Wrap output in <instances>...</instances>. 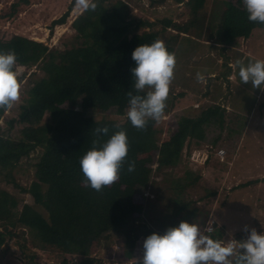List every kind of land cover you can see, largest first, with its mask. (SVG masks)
Returning a JSON list of instances; mask_svg holds the SVG:
<instances>
[{
    "label": "trees",
    "instance_id": "1",
    "mask_svg": "<svg viewBox=\"0 0 264 264\" xmlns=\"http://www.w3.org/2000/svg\"><path fill=\"white\" fill-rule=\"evenodd\" d=\"M28 1H14L8 15L16 13L18 5ZM163 1L151 0L154 3ZM233 1L244 10L242 16L246 22L238 25L234 33L251 34L255 29H264V24L248 20L243 0ZM94 2L97 3L95 11H81L76 15L75 33L63 48L49 47L43 41L17 33L0 38V51L15 52L16 65L36 66L43 71V75H38L36 70L28 73L17 115L8 116L0 109V117L6 121L5 128L0 126V182L12 183L31 197L30 202H24L0 185V247L14 237L23 236L26 230L35 246L19 242L27 264H39L35 248H46L48 244L61 255L56 264H101V259L93 253L95 244L115 237L122 239L127 260L132 258V264H143V260L134 261V248L142 236L163 235L169 227H177L180 222L191 219L206 222L197 217L204 210H199L193 205L194 200L185 197L187 189L200 180V174L191 169L176 174L183 162L184 147L187 145L190 152L193 142L218 144L223 140L222 131L210 137L213 126L223 130L229 121L230 137L238 130L231 122L236 119L239 126L245 124L244 113L233 110L235 116L232 113L229 116L224 106L209 104L195 115H181L176 120L174 132L161 142L155 121L149 120L146 131L133 127L126 115L127 93L145 95L147 89L144 93H136L133 87L131 69L136 64L132 54L141 44L162 41L173 20L166 17L162 26L155 29L158 22L149 18L134 21L132 0ZM74 4L75 0H71L67 10L52 21L51 30L55 24L66 21ZM220 11L221 7H215L214 17H218ZM229 31L222 34L223 40L230 36ZM178 37L172 35L164 41L170 53L176 54L180 46ZM229 66L232 70V65ZM24 75H17L20 86ZM74 100L80 101V109L68 107ZM261 105L264 106V102ZM102 106L113 107L120 119H97L90 113L91 109ZM16 123L21 124V128L13 137L11 128ZM98 127H108V135L98 137L94 133ZM117 131L127 134L128 156L119 180L97 192L84 183L79 162L92 149L94 140L99 139L102 144ZM38 148L41 152L35 162L34 178L29 186H22L16 181L14 170L23 157ZM210 157L211 153L209 162ZM151 158L157 162L156 170L162 172L169 183H165L168 192L163 191L166 212L163 218L155 220L156 227L143 222L147 207L143 192L153 177V167L149 165ZM132 161L135 170L129 172L128 165ZM212 194H216V190H210L209 195ZM207 235L223 241L224 234L219 228L207 231ZM235 246L239 252V243ZM79 256L81 259L76 260Z\"/></svg>",
    "mask_w": 264,
    "mask_h": 264
},
{
    "label": "rangeland",
    "instance_id": "2",
    "mask_svg": "<svg viewBox=\"0 0 264 264\" xmlns=\"http://www.w3.org/2000/svg\"><path fill=\"white\" fill-rule=\"evenodd\" d=\"M14 1L17 0H0V38H9L17 33L43 41L49 47L59 48H63L72 39L75 33L74 20L81 10L73 8L66 21L55 24L51 30L52 21L67 10L71 0H29L28 3H20L18 11L9 16L10 5ZM131 7L134 21L149 18L158 22L155 29L162 26L164 18H172L173 25L164 33L163 42L172 35H179L180 46L175 54L176 67L166 102L167 111L162 122L156 124L160 131V142L174 132L176 120L181 115H195L209 104L224 106L227 115L233 110L244 113L243 127L238 125L236 119L231 122L232 127L238 130L230 137L229 121L223 130L213 126L210 137L222 131L223 140L218 144L209 141L200 144L193 142L190 152L187 145L184 147L183 162L176 169V174L181 175L187 169L200 174V180L187 189L185 197L194 200L193 205L199 207V210H204L197 217L206 221L198 223V219H191L189 223H196L206 235L208 229L219 228L224 234L221 242L223 245L247 239L249 233L244 231L245 225L249 226V231L255 228L258 233L264 234V106L261 105L264 102V91L255 93L257 89L251 83H242L236 64L238 60L245 65L250 61L264 60V29H255L251 34L234 33L245 20L242 16L244 10L233 0H164L156 3L151 0H132ZM215 7L222 8L218 17L213 15ZM224 26L226 29L223 30ZM226 30L230 36L223 40L222 34ZM151 34L155 37L154 30ZM229 65H232V70ZM33 70L43 75V71L36 66L27 68L16 65L17 75H25L20 86V100L6 111L8 116L17 115L21 94L27 86L28 73ZM198 72L204 75L203 82H198ZM68 107L80 109V101H71ZM90 113L97 119H120L113 107L102 106L91 109ZM232 116L235 115L232 113ZM0 126L6 127L4 117H0ZM20 128L21 124H14L11 135L15 137ZM222 148L227 152L223 159L218 154ZM40 152L38 148L18 163L13 175L20 185L29 186L31 183ZM210 153L212 158L209 162L207 159ZM149 165L153 167V177L143 192L144 203H147L143 222L147 221L150 226L156 227L158 222L155 220L163 218L166 212L163 191L168 192L165 183H169L164 180L165 175L156 170L155 159L151 158ZM0 185L24 202L31 201L28 193L12 183L2 180ZM210 190H216V194L209 195ZM205 211L209 214L206 215ZM146 238L142 236L138 240L134 248V261L143 260V243ZM114 239L96 243L94 255L101 259V264H132V258L127 260L125 257L127 250L122 239ZM21 240L35 247L30 234L24 230L23 236L14 237L0 247V264H27L19 245ZM35 249L39 264H56L61 259L51 244L46 248ZM67 257L73 259L71 255ZM80 259V256L76 257V260Z\"/></svg>",
    "mask_w": 264,
    "mask_h": 264
},
{
    "label": "clouds",
    "instance_id": "3",
    "mask_svg": "<svg viewBox=\"0 0 264 264\" xmlns=\"http://www.w3.org/2000/svg\"><path fill=\"white\" fill-rule=\"evenodd\" d=\"M247 18L250 22L264 24V0H243ZM74 8L81 11H95L94 0H75ZM15 52L0 51V109L10 110L20 100V83L15 71L17 64ZM136 66L131 69L132 91L127 93L129 106L127 117L133 127L146 131L149 120L156 124L165 116L166 102L174 80L176 57L170 53L163 41L141 44L133 54ZM242 83H251L254 89L264 91V60L236 61ZM198 82L204 75L197 73ZM118 127V126H117ZM94 133L108 135V127H98ZM99 145V147H97ZM129 142L125 131H117L101 144L93 141V147L80 160L84 183L97 192L117 182L120 171L126 162ZM135 170V162L128 165V171ZM246 240L239 243L237 252L234 243L223 245L204 234L196 223L181 222L177 227H169L161 235L153 233L143 243V264H264V234L255 228L249 231Z\"/></svg>",
    "mask_w": 264,
    "mask_h": 264
},
{
    "label": "built area",
    "instance_id": "4",
    "mask_svg": "<svg viewBox=\"0 0 264 264\" xmlns=\"http://www.w3.org/2000/svg\"><path fill=\"white\" fill-rule=\"evenodd\" d=\"M218 154L221 156V158L223 159L224 156L227 154L226 150L225 149H220L218 150ZM208 231H212L211 229H208Z\"/></svg>",
    "mask_w": 264,
    "mask_h": 264
},
{
    "label": "bare ground",
    "instance_id": "5",
    "mask_svg": "<svg viewBox=\"0 0 264 264\" xmlns=\"http://www.w3.org/2000/svg\"><path fill=\"white\" fill-rule=\"evenodd\" d=\"M223 236V235H222Z\"/></svg>",
    "mask_w": 264,
    "mask_h": 264
}]
</instances>
